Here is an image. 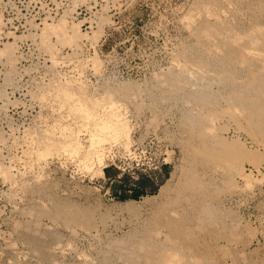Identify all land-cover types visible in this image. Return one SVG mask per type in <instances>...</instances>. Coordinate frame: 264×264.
Wrapping results in <instances>:
<instances>
[{
	"label": "rangeland",
	"instance_id": "1",
	"mask_svg": "<svg viewBox=\"0 0 264 264\" xmlns=\"http://www.w3.org/2000/svg\"><path fill=\"white\" fill-rule=\"evenodd\" d=\"M208 1L222 0H0V264H50L55 238L68 245L59 264H264V53L255 59L260 67L255 54L248 60L252 47L242 54L244 40L257 34L264 43V0H236L248 15L233 20L206 18ZM247 22L261 26L260 35ZM227 28L250 35L232 46L221 33ZM204 33L222 53L204 52ZM226 47L238 50L231 61ZM173 56L186 58L185 66L174 67ZM222 71L227 92L256 78L251 88L260 98L252 105L255 95L237 93L229 103L212 93L198 105L192 124L208 139L196 156L208 170L186 165L191 172L171 198H152L142 212V196L156 194L182 155L184 99L201 74ZM101 116L121 119L124 130L118 139L106 136L102 168L88 140ZM140 182L145 188L132 199L127 190ZM67 200L98 234L62 226L53 204Z\"/></svg>",
	"mask_w": 264,
	"mask_h": 264
},
{
	"label": "bare ground",
	"instance_id": "2",
	"mask_svg": "<svg viewBox=\"0 0 264 264\" xmlns=\"http://www.w3.org/2000/svg\"><path fill=\"white\" fill-rule=\"evenodd\" d=\"M240 1V0H239ZM243 2L245 1V0H242ZM255 1V0H254ZM236 0H222L220 3H214V2H212V1H208L206 4H204V6H201L202 7V11H203V13H204V15H205V17L206 18H212V19H217V18H219V16L220 15H223L226 19H232V17H233V19H235V18H238V19H245L246 18V14L248 13V11H246V12H242L241 10L242 9H239V6H237V4H236ZM243 2H242V4H243ZM247 2H249L248 0H247ZM205 3V2H204ZM240 5H241V2H238ZM245 3H246V1H245ZM245 3H244V5H245ZM260 3V2H259ZM202 4V3H201ZM249 3H247V5H248ZM251 4V3H250ZM246 5V10H247V7H249V6H251V5H248L247 6ZM252 7V6H251ZM257 8V7H256ZM197 9H198V7H197ZM252 9V14L250 13V15H252V16H250V18H248V21H250V19H251V17H253V7L251 8ZM193 10V9H192ZM249 11H251V10H249ZM257 11V10H256ZM259 11V10H258ZM190 12V11H189ZM192 12V11H191ZM199 12H201L200 10H199ZM199 12L197 11V13L199 14ZM260 12V11H259ZM246 13V14H245ZM258 13V12H257ZM197 14V15H198ZM262 14V13H261ZM194 15V14H193ZM201 15V14H200ZM248 15V14H247ZM256 15V14H255ZM258 15V14H257ZM260 15V14H259ZM184 17V16H183ZM187 17V16H186ZM192 17V16H191ZM191 17H189V18H191ZM249 17V16H248ZM260 17V16H259ZM223 19V18H222ZM232 19V20H233ZM232 20L230 21V22H232ZM237 20V19H236ZM235 20V21H236ZM247 20V19H246ZM256 20V19H255ZM254 21V20H253ZM252 21V22H253ZM241 22V21H240ZM252 22H251V24H252ZM239 23V22H238ZM248 23V22H247ZM234 24H235V22H234ZM249 24V23H248ZM250 25V24H249ZM57 26V25H56ZM235 26H237V25H235ZM252 28L251 29H253V30H255L256 29V31H257V29L259 30V32L261 31V26L264 28V22H263V24L261 25V26H259V25H256V24H254V26H252V25H250ZM247 27V26H246ZM188 28V27H187ZM237 28H239V26L237 27ZM242 29V28H241ZM240 29V30H241ZM245 29H247V28H245ZM250 30V29H249ZM246 31V30H245ZM251 31V30H250ZM264 31V29H262V31L261 32H263ZM223 32V33H222ZM247 32H248V30H247ZM246 32V33H247ZM255 32V31H254ZM254 32H253V34H254ZM258 32V31H257ZM259 32H258V34H259ZM260 32V33H261ZM221 33H222V35H225L226 37H229L228 39H231L230 41H231V44H233V43H235V44H237V43H240L241 44V42H242V40H244V39H242V36L243 37H245L246 38V36H248L247 34H249V33H247L246 34V36H244V34L241 32V33H239L237 30H234V29H232V28H230V29H223L222 31H221ZM250 33H252V31L250 32ZM256 33V32H255ZM205 34V33H204ZM208 34V33H207ZM242 34V36H240ZM264 34V33H263ZM263 34H259L260 35V38L261 37H263L264 35ZM192 35V34H191ZM250 35V34H249ZM257 35V34H256ZM256 35H254V37H251V38H249V40L248 41H243L244 43L242 44V45H244L247 49H248V51L246 50V52H245V49L246 48H244V46H242V50H243V53L241 52V50H240V48L241 47H239L238 46V48H239V53L241 52L242 54H244L246 57H248L247 56V52H249V48H251L252 50H253V52L250 50V55H249V59L248 60H250V63H251V58L253 57H251L250 58V56H251V54L253 53V54H255V57L257 56H259V58L261 57L260 56V54L261 53H264V52H262V50H261V48H263V47H261L262 45L260 44V43H263V42H259V41H261V39L260 40H258V42H257V39H258V37H256L255 38V36ZM69 36V35H68ZM205 37L204 38H206L207 37V39H206V41H208V43H207V45H206V49L204 48V46L202 47V48H204L205 50H204V52H208V54L209 53H212V55H213V53L215 54V55H217V54H220V53H222V52H220V49H219V47L217 46V43L215 42V41H213L210 37L211 36H206V34L204 35ZM253 36V35H252ZM199 37V36H198ZM191 38V37H190ZM203 38V37H202ZM202 38H201V40H202ZM204 38H203V40H204ZM264 38V37H263ZM262 38V39H263ZM195 39V38H194ZM214 39V38H213ZM222 39V38H221ZM223 39H224V41H225V38H224V36H223ZM222 39V40H223ZM240 39H242L241 40V42H240ZM248 39V38H247ZM264 40V39H263ZM262 40V41H263ZM199 41V40H198ZM227 41V40H226ZM232 41H233V43H232ZM221 43V42H220ZM219 44V43H218ZM225 44H226V46H228L227 44H229V43H226L225 42ZM255 44H260V45H257V46H260L259 47V49L260 50H258L257 49V47L255 46ZM264 44V43H263ZM200 45H203L202 43L200 44ZM238 45V44H237ZM230 46V45H229ZM232 46H234V44L232 45ZM236 46V45H235ZM254 46H255V48L258 50V52H259V55H256V51L257 50H254L255 48H254ZM223 47V46H222ZM231 47V46H230ZM230 47H229V50H230ZM200 48V47H199ZM198 48V49H199ZM202 48H200V49H202ZM227 48V47H226ZM234 48H237V46L236 47H234ZM226 50V49H225ZM182 51V50H181ZM201 51V50H200ZM223 51V50H222ZM231 51L233 52V54H235V53H237V49L235 50V51H233L232 49H231ZM255 51V52H254ZM264 51V50H263ZM183 52V51H182ZM202 52V51H201ZM206 52V53H207ZM228 52H230V51H228V48H227V51L225 52L227 55L229 54ZM232 52L230 53V54H232ZM240 53V54H241ZM177 54V53H176ZM203 54V53H202ZM201 54V55H202ZM226 54H224V56H226ZM230 54L228 55V58L229 57H231L230 56ZM232 54V55H233ZM238 54V53H237ZM237 54L234 56V57H236L237 56ZM263 55V54H262ZM199 56H200V53H199ZM218 56H220V55H218ZM222 57V55H221V57H219L220 59H222V60H224V61H226L225 59V57ZM239 56V55H238ZM237 56V57H238ZM243 56V55H242ZM242 56H239V57H242ZM244 56V57H245ZM174 57V56H173ZM180 57V56H179ZM185 57V56H184ZM212 57V56H211ZM236 57V58H237ZM243 57V60H241L240 58H235L236 60H240V62L241 61H243V62H248V60H246V61H244V59H246V58H244ZM254 57V59L252 60V62L255 60V59H257V57L255 58ZM264 57V56H263ZM190 58V57H189ZM203 58V57H202ZM202 58H201V56H200V59L202 60ZM213 58V57H212ZM218 58V57H217ZM216 58V59H217ZM225 58V59H224ZM228 58H227V61H228ZM258 58V59H259ZM186 59V58H185ZM185 59H182L184 62H185ZM194 59V58H193ZM207 59V58H206ZM257 59V60H258ZM260 59H262V57L260 58ZM259 59V60H260ZM171 60V59H170ZM232 60L234 61V58H232ZM235 60V61H236ZM238 60V61H239ZM214 61H215V57H214ZM217 61V60H216ZM215 61V62H216ZM224 61H223V63H224ZM229 61H231L230 60V58H229ZM228 61V63H231V62H229ZM238 61H236L237 63H235L236 65L238 64H241V63H238ZM256 61V60H255ZM182 62V61H181ZM184 62H182V63H179L178 62V60H177V57L175 58H173V60L171 61V63L173 64V65H175L174 67H178V66H180L181 64H183ZM186 62H187V60H186ZM210 61L208 60V63H209ZM257 62V61H256ZM189 63H191V62H187V64L189 65ZM213 63V62H212ZM228 63H226V64H228ZM233 63V64H234ZM258 64L260 63L259 61L257 62ZM263 63V62H262ZM187 64H186V67H187ZM193 64V63H192ZM192 64L190 65V66H192ZM196 64V63H195ZM195 64L193 65V67L195 66ZM210 64V63H209ZM225 64V63H224ZM225 64V65H226ZM232 64V63H231ZM229 65V66H232V65ZM234 64V65H235ZM252 64H254V62L252 63ZM257 64V65H258ZM184 66H185V64H183ZM183 65L182 66H180V67H183ZM196 65H200V64H196ZM219 65H221V63L219 64ZM243 65L245 66V63H243ZM243 65L241 64V66H242V69L243 68H245V67H243ZM248 65V64H247ZM262 66V68H264V64H261ZM203 65H201V68H202V72L203 73H205V70L203 71V67H202ZM255 66V65H254ZM186 67H184V68H186ZM197 69L198 68H200L199 66H195ZM205 67V66H204ZM209 67V66H208ZM225 67H227V65L225 66ZM234 67V66H233ZM248 67V66H247ZM246 67V68H247ZM258 67H260V64H259V66ZM172 68V67H171ZM191 68V67H190ZM218 68V67H217ZM216 68V69H217ZM222 68V67H221ZM236 68H237V66H236ZM248 68H251V65H250V67H248ZM189 69V68H188ZM213 69H214V67H213ZM231 69H232V67H231ZM255 69H256V67H255ZM180 70L182 71V69L180 68ZM186 70V69H185ZM191 70V69H190ZM218 70V69H217ZM225 70V69H224ZM230 70V69H229ZM228 69H227V71H229ZM237 70V69H236ZM236 70L234 69L233 71H235L236 72ZM183 71H184V69H183ZM192 71H193V69L191 70V74H192ZM198 71H199V69H198ZM231 71V70H230ZM240 71V70H239ZM244 71H247V69H245ZM252 71V70H251ZM190 72V71H189ZM196 72V71H195ZM200 72H201V69H200ZM201 72V73H202ZM211 71H209V73H210ZM212 72H214V71H212ZM232 72V71H231ZM234 72V73H235ZM253 72V71H252ZM252 72H250V70H248V73H252ZM256 72V71H255ZM254 72V74L252 73V75H254V76H256L257 74ZM202 73V74H203ZM233 73V72H232ZM237 73V72H236ZM240 73V72H239ZM244 72H243V70H242V74H243ZM246 73V72H245ZM195 74V73H194ZM194 74H192V75H194ZM200 75V77H199V75H198V77H199V79L198 78H196V80H203V82H202V87L201 88H199L201 85L199 84V82H201V81H199V82H196L195 81V79L193 80L192 79V77L193 76H191V79H192V81L194 82V84L195 83H198L200 86L198 87L196 84V86L193 88L192 87V89H190V91H189V95L188 96H186V98L184 99V104H186L187 105V109L189 110L188 112H189V114H187L188 115V118L187 117H185V118H187V120L185 121V122H183V120L182 119H184L183 117H180L179 119H181L182 120V124L184 125V128H185V132L187 133V136H185L184 138L186 139V141H184L183 143H181V141H183V140H178L179 142H180V144H182V146H178V147H182V149L180 150L182 153V155H180L179 156V158L178 159H176V161L173 163V167H172V170L170 171V174H169V176H168V178L159 186V188H158V190H157V192H156V194H154V195H150V196H142L143 198H142V200H140L141 201V203L137 206L142 212H147V211H149L152 207H153V202L151 203V199L153 198H155V199H157V201H163L164 200V202L166 201L165 200V198L170 194V192L173 190V189H175V187H176V185L177 184H179V182L182 180L183 182H184V180L182 179V177H184L185 176V173L187 172V171H189V170H187L186 169V165H192L191 167L193 168L192 170H193V172H194V170L195 169H198L197 167H199V166H197L196 164L198 163V162H200L201 163V161H200V159H197V153H198V150L200 149V150H202L203 148H205V146H204V144L206 145V141H207V135L206 134H204L203 132L201 133V132H199L200 131V129L199 128H196L193 124V122H195L193 119H192V116H193V113H194V111L196 110V108H198V105L200 106L201 104H203L204 103V101H205V99H207V97L209 96V95H211L212 93H217L219 96H220V98H222V99H224V101H228L229 103H230V98L229 97H233V95L234 94H240L239 96H245V95H243V94H246L247 95V97H245L246 99L248 98V95L251 93V95L253 94V95H255L254 96V98H253V96H252V98H250L249 100L251 101V103H252V105H254L253 104V102L252 101H257L258 100V98H260L259 96H260V94L262 93H260V91H259V89L257 90V88H255V89H252V88H254V87H252L254 84H255V80H256V78H258V77H260V76H258L257 75V77L255 78V80H254V78H252V80H254V84H253V82L251 83L252 84V86L250 85L249 86V84H250V82H248L251 78H249L248 79V74L246 73V76H245V74H244V78H247L248 79V81H246V82H248L247 84L245 83V81L242 83V79H239V80H237V79H235V80H237V82L235 81V83H237V85L235 84V87L233 88V86L231 87V89H230V91L229 92H227L225 89L227 88L225 85H222V81H223V71L222 72H218L217 74L218 75H211V76H209L210 78H208V77H205L204 75ZM208 74V73H207ZM210 74H214V73H210ZM210 74H208V75H210ZM241 74V73H240ZM259 74V73H258ZM234 75V74H233ZM236 75V74H235ZM238 75V74H237ZM251 75V74H250ZM251 75V76H252ZM259 75H261V77L262 78H264V74L262 75V74H259ZM194 76H196V75H194ZM229 76H232V75H229ZM239 76V75H238ZM250 76V77H251ZM179 77V76H178ZM177 77V78H178ZM212 77H214V78H212ZM228 77V76H227ZM226 77V78H227ZM240 77H242L241 75H240ZM253 77V76H252ZM212 78V79H211ZM232 78H234V76H232ZM236 78V77H235ZM238 78V77H237ZM229 79L230 78H228V82H229ZM246 79V80H247ZM225 80V79H224ZM227 80V79H226ZM234 80V79H233ZM239 81V82H238ZM258 81V80H257ZM215 83V85H216V89L215 90H213L212 88H211V86L213 85ZM223 83H224V81H223ZM233 84H234V81L232 82ZM258 83H260V82H257V84ZM189 84H191L192 85V83H189ZM225 84V83H224ZM226 84H227V82H226ZM247 85V88H246V85ZM224 86H225V89H223L224 88ZM242 86V87H241ZM245 86V87H244ZM260 86H262V85H260ZM230 87V86H229ZM228 87V88H229ZM237 87V88H236ZM243 88V89H241V88ZM252 87V88H251ZM257 87V86H256ZM190 88V87H189ZM232 88H233V90H232ZM260 88V87H259ZM262 90H264L263 88H262ZM226 91V92H225ZM243 93V94H242ZM216 95V94H215ZM236 96V95H235ZM242 97H240V98H242ZM249 97H251V96H249ZM209 98V97H208ZM219 98V97H218ZM219 98V99H220ZM209 99H211V97L209 98ZM231 99H233V98H231ZM244 99V98H243ZM254 99V100H253ZM245 100V99H244ZM244 100H242L243 102H245ZM242 101H240V102H242ZM241 104V103H240ZM229 105V104H228ZM262 105V104H261ZM202 106H204V104L202 105ZM226 106V105H225ZM258 107V106H257ZM256 107V108H257ZM200 108V107H199ZM198 108V109H199ZM239 108H240V106H239ZM186 111V110H185ZM198 112V111H197ZM196 113V112H195ZM89 114V113H88ZM112 115H110V117H111ZM102 117V116H101ZM101 117H100V121L99 122H97L96 123V125H95V128H94V132L93 133H91V135H90V139H88V140H90L89 142H90V146L92 147V149H93V155H94V157H95V159L97 160L96 161V163L98 162V167H100V165H102L103 167L105 166V165H103V163H104V161H103V152H102V149L104 148L103 146V144H104V142H106L105 140H106V138H108V137H106V136H112V137H114V138H117L118 139V137H120V134L122 133V131H124L123 130V123L121 122V119L119 120V119H104L103 117V119L101 120ZM179 119H178V121H179ZM173 120V119H172ZM197 120V119H196ZM193 121V122H192ZM181 123V122H180ZM193 123V124H192ZM176 125V124H175ZM193 125V126H192ZM196 125V124H195ZM176 126H179V122H178V124L176 125ZM181 127V126H180ZM197 127H198V125H197ZM195 128H196V130H195ZM180 129V128H179ZM182 130H184L183 129V127L181 128ZM197 129H199V131L197 130ZM181 130V131H182ZM181 131H180V134H182L181 133ZM125 133V132H124ZM123 133V135L125 136V134ZM184 133V132H183ZM204 134V135H203ZM185 135V134H184ZM179 137V136H178ZM182 136H180V138H181ZM179 138V139H180ZM178 139V138H177ZM115 140V139H114ZM177 143V142H176ZM180 144H177V145H180ZM103 147V148H102ZM206 149V148H205ZM204 149V150H205ZM199 150V151H200ZM207 151H208V149H207ZM206 153H208V152H206ZM90 154V153H89ZM204 154V153H203ZM197 155V156H196ZM202 155V154H201ZM105 156V155H104ZM203 156V155H202ZM205 156V155H204ZM196 157V158H195ZM105 158V157H104ZM107 158V157H106ZM207 159V158H206ZM87 160V159H86ZM89 160V159H88ZM88 160H87V162H88ZM102 161H103V163H102ZM86 162V163H87ZM85 163V162H84ZM85 163V167H86V164ZM202 164L203 163H201L200 165L202 166ZM195 166H196V168H195ZM203 166H206V165H203ZM202 166V167H203ZM88 167H91V166H89V164H88ZM88 167H86V168H88ZM190 166H189V169L191 168ZM100 168H102V167H100ZM188 168V167H187ZM195 168V169H194ZM203 168H206V167H203ZM208 168V167H207ZM206 168V171L208 170ZM186 169V170H185ZM201 169V168H200ZM210 169V168H209ZM191 170V169H190ZM191 170V171H192ZM202 170V171H201ZM201 170H199V171H201V175H203L204 176V172H206L205 171V169H204V171H203V169H201ZM97 171H98V168H97ZM100 171H102V170H100ZM191 171H189V173L191 172ZM198 171V170H197ZM99 172V171H98ZM196 172V171H195ZM202 172H203V174H202ZM94 173H95V171H94ZM189 173H187V174H189ZM196 174H198V176H199V172L198 173H196ZM186 177H187V175H186ZM185 177V178H186ZM201 177V176H200ZM189 180V179H188ZM197 180H198V178H197ZM181 181V182H182ZM185 181H186V179H185ZM196 181V180H195ZM183 182H182V184H183ZM14 183V182H13ZM193 184V183H192ZM77 185V184H76ZM188 185V184H187ZM177 186H179V185H177ZM66 188V187H65ZM62 189V188H61ZM64 189V188H63ZM67 189V188H66ZM69 190V189H68ZM67 191V190H66ZM71 191V190H70ZM58 192H59V190H58ZM65 192V191H64ZM69 192V191H68ZM67 192V193H68ZM72 192V191H71ZM67 193H66V195H67ZM175 194V193H174ZM181 194V193H180ZM179 194V195H180ZM62 195V194H61ZM65 195V196H66ZM69 195H72V194H69ZM68 195V196H69ZM73 196V195H72ZM79 197V196H78ZM169 197V196H168ZM175 197V196H174ZM69 198V197H68ZM96 198V197H95ZM169 198H171V197H169ZM169 198H167V200L169 199ZM176 198V197H175ZM174 198V201L175 202H177L176 201V199ZM154 199V200H155ZM41 200V199H40ZM40 200H39V202H40ZM178 200V199H177ZM54 201H56V199L54 200ZM68 201V200H67ZM73 201V200H72ZM71 201V202H72ZM96 201V200H95ZM136 201V200H135ZM168 201H170V199L168 200ZM167 201V202H168ZM173 201V202H174ZM42 202V201H41ZM44 202V201H43ZM47 202V201H46ZM69 202L68 201V203H67V205L65 206V205H62V206H60L58 203L55 205V204H53V208H54V217L55 218H60V221L59 222H61L62 223V226L65 228H67V229H69V230H71V231H73L77 226H79V228L81 227V228H85L86 230L88 229V232L90 233V232H94V234H98L99 232H100V229L101 228H98L97 226H94L93 228L91 227V226H89V227H85L86 225H94V224H86L85 222H86V220L85 219H82L81 217H82V212H83V210H82V212H81V207L80 208H78V207H76L75 205H74V203L72 202ZM128 202V201H127ZM171 202V201H170ZM45 203V202H44ZM43 203V204H44ZM77 203V202H76ZM129 203H130V201H129ZM136 203V202H135ZM139 203V202H138ZM163 203V202H162ZM40 204H42V203H40ZM78 204V203H77ZM134 204V203H133ZM161 204V203H160ZM169 204V203H168ZM45 205H46V203H45ZM88 205V204H87ZM167 205V204H166ZM172 205V204H171ZM174 205H176V204H174ZM78 206V205H77ZM178 206V205H177ZM162 206L160 205V208H161ZM52 208V209H53ZM90 209V208H89ZM97 209V208H96ZM164 209V208H163ZM162 209V210H163ZM174 209V208H173ZM172 209V210H173ZM96 211V210H95ZM140 211V212H141ZM158 211V210H157ZM169 211H171V209L169 210ZM105 212V211H104ZM141 212V213H142ZM159 212V211H158ZM84 213V212H83ZM99 213V212H98ZM149 213V212H148ZM153 213V212H152ZM175 213V212H174ZM147 214V213H146ZM179 214V213H178ZM61 215V217H58V216H60ZM115 215V214H114ZM151 215V214H150ZM84 216V215H83ZM157 216H160L159 214L157 215ZM162 216V215H161ZM156 217V216H155ZM175 217V216H174ZM85 218V217H84ZM93 219V218H92ZM158 219V218H157ZM160 219V218H159ZM52 220V219H51ZM91 220V219H90ZM113 221V220H112ZM111 221V222H112ZM88 222V221H87ZM85 223V224H84ZM96 224H97V222H96ZM59 225V224H58ZM98 225V224H97ZM78 228V229H79ZM80 228V229H81ZM160 228V227H159ZM68 230V231H69ZM73 232H75V231H73ZM96 232V233H95ZM158 232V231H157ZM71 234V233H70ZM92 234V233H91ZM93 235V234H92ZM97 236V235H96ZM154 237V236H153ZM159 238V237H158ZM148 239V238H147ZM161 239V238H160ZM117 240V239H116ZM51 242V241H50ZM62 242H63V240L62 239H60V238H55V239H53V241L51 242V249H50V251H51V253H52V258L53 259H51V261H50V264H59V263H61L60 262V260H59V262L57 261V259L56 258H58V257H56V255L57 254H61V253H63V254H65L64 253V250L66 249V248H68V245L67 246H65L66 244H62ZM157 242V241H156ZM159 242V241H158ZM64 243V242H63ZM67 243V242H66ZM49 244V243H48ZM67 244H69V243H67ZM117 244V243H116ZM12 245V244H11ZM62 246H64V248L62 247ZM70 246V245H69ZM109 246V245H108ZM150 247V246H149ZM125 248V247H124ZM107 250V249H106ZM21 251V250H20ZM34 251V250H33ZM68 251V250H67ZM108 251H110V250H108ZM121 251V250H120ZM126 251V250H125ZM115 252H116V250H115ZM127 252V251H126ZM16 253V252H15ZM82 254H83V252H81ZM104 253H106V252H104ZM67 254V253H66ZM54 255V256H53ZM79 255V254H78ZM128 255V254H127ZM58 256V255H57ZM80 256V255H79ZM83 256H86V254L85 255H83ZM105 256V255H104ZM111 256V255H110ZM76 257H78L77 255H76ZM88 257V256H87ZM121 257V256H120ZM18 258V257H17ZM79 258V257H78ZM20 259V258H19ZM84 259V258H83ZM80 260V259H79ZM147 260V259H146ZM149 260V259H148ZM80 262H81V260H80ZM38 263V262H37Z\"/></svg>",
	"mask_w": 264,
	"mask_h": 264
},
{
	"label": "crops",
	"instance_id": "3",
	"mask_svg": "<svg viewBox=\"0 0 264 264\" xmlns=\"http://www.w3.org/2000/svg\"><path fill=\"white\" fill-rule=\"evenodd\" d=\"M147 181V180H146ZM148 182V181H147ZM141 183V185H140V187L138 186V183L137 184H135V185H133L132 186V188L131 189H129V190H127L129 193H131V192H135V191H140V189L141 188H145V183L144 182H140ZM130 195V194H129ZM139 196H141V193L137 196V197H139Z\"/></svg>",
	"mask_w": 264,
	"mask_h": 264
},
{
	"label": "trees",
	"instance_id": "4",
	"mask_svg": "<svg viewBox=\"0 0 264 264\" xmlns=\"http://www.w3.org/2000/svg\"><path fill=\"white\" fill-rule=\"evenodd\" d=\"M140 193H141L140 191L131 192L130 197H131L132 199H136L137 196H138Z\"/></svg>",
	"mask_w": 264,
	"mask_h": 264
}]
</instances>
